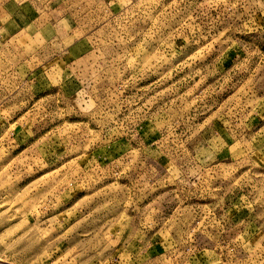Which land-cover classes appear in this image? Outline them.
Instances as JSON below:
<instances>
[{
	"label": "rangeland",
	"instance_id": "1",
	"mask_svg": "<svg viewBox=\"0 0 264 264\" xmlns=\"http://www.w3.org/2000/svg\"><path fill=\"white\" fill-rule=\"evenodd\" d=\"M0 264H264V0H0Z\"/></svg>",
	"mask_w": 264,
	"mask_h": 264
},
{
	"label": "crops",
	"instance_id": "2",
	"mask_svg": "<svg viewBox=\"0 0 264 264\" xmlns=\"http://www.w3.org/2000/svg\"><path fill=\"white\" fill-rule=\"evenodd\" d=\"M20 6H21V5H20ZM22 6H23V4H22ZM22 6L20 7V9H23V7H22ZM24 6H25V5H24ZM64 13H66V12H64Z\"/></svg>",
	"mask_w": 264,
	"mask_h": 264
}]
</instances>
